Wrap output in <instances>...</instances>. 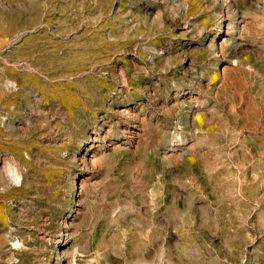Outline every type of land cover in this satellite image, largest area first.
Here are the masks:
<instances>
[{"label":"rangeland","instance_id":"1","mask_svg":"<svg viewBox=\"0 0 264 264\" xmlns=\"http://www.w3.org/2000/svg\"><path fill=\"white\" fill-rule=\"evenodd\" d=\"M0 264H264V0H0Z\"/></svg>","mask_w":264,"mask_h":264}]
</instances>
